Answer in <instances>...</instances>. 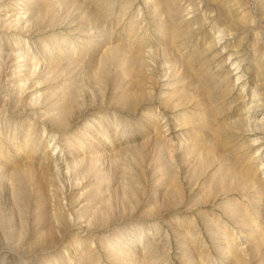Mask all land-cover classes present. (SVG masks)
<instances>
[{
    "label": "rangeland",
    "instance_id": "rangeland-1",
    "mask_svg": "<svg viewBox=\"0 0 264 264\" xmlns=\"http://www.w3.org/2000/svg\"><path fill=\"white\" fill-rule=\"evenodd\" d=\"M0 264H264V0H0Z\"/></svg>",
    "mask_w": 264,
    "mask_h": 264
}]
</instances>
